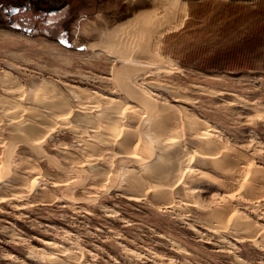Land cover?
I'll return each mask as SVG.
<instances>
[{"label":"rangeland","instance_id":"1","mask_svg":"<svg viewBox=\"0 0 264 264\" xmlns=\"http://www.w3.org/2000/svg\"><path fill=\"white\" fill-rule=\"evenodd\" d=\"M65 1L60 22L38 34L18 17L8 24L0 3V162L10 165L0 264H264V0ZM140 5L164 9L161 21L145 36L137 21L132 33L122 27L136 40L122 64L98 34ZM224 57L227 66L206 69ZM43 81L59 103L32 96ZM123 103L139 117L126 115L128 133L109 138ZM21 125L38 131L24 136ZM145 128L156 140L147 154ZM171 134L183 140L174 151ZM124 165L135 173L121 175ZM198 179L210 182L189 185Z\"/></svg>","mask_w":264,"mask_h":264},{"label":"bare ground","instance_id":"2","mask_svg":"<svg viewBox=\"0 0 264 264\" xmlns=\"http://www.w3.org/2000/svg\"><path fill=\"white\" fill-rule=\"evenodd\" d=\"M171 3V2H170ZM157 8V9H156ZM134 10H135V12H134ZM164 9H162L161 7H155V6H153V5H140V6H137L135 9H133V11L132 12H128L129 14L128 15H126V16H124L123 17V21H121V25H119L118 26V28H117V30L115 31L114 29V32H113V34H111V33H106V34H98V35H100V37H99V39H101V41L104 43L103 45H101V47H104V48H106L108 45H110V46H116V48H118L119 49V52L118 51H116V53H117V57H115L114 56V54H112V53H115V51L114 52H111V54H109L108 56H110L111 58H113V57H115L118 61H120V62H122V64H129V60L128 59H130V61H131V58H129L130 56L129 55H131V54H124V55H121V52L122 51H127L128 52V50H132L133 52H134V48H135V46L136 45H132V43L130 42V40L133 42V43H135V41L133 40V39H135L132 35L131 36H129V37H125V36H123L122 34H125L124 32H123V30H122V27L123 28H126L127 29V34H129V33H132L131 31L132 30H135V29H133V28H135V26H137L136 24L134 25L133 23L135 22V23H139L138 25L142 28V30L144 31V36H145V32L147 33V32H150V31H153L157 26H158V23H159V21H161V15H162V11H163ZM137 21V22H136ZM120 24V23H119ZM109 26V25H108ZM117 27V26H116ZM137 29V28H136ZM137 31V30H136ZM97 32V31H96ZM111 32V31H110ZM126 32V31H125ZM7 33V32H6ZM100 33V32H99ZM122 33V34H121ZM134 33V32H133ZM140 33V32H139ZM118 34H119V36H118ZM115 35V36H114ZM126 35V34H125ZM137 36V35H136ZM141 37V36H140ZM95 38H97V37H95ZM137 38V37H136ZM139 38V37H138ZM99 42V44H100V41H98V39H97V43ZM93 43H96V42H93ZM130 43V44H129ZM141 44V43H140ZM90 45H92V44H90ZM146 45V44H145ZM96 48H95V50H99V49H101V47L100 46H98L97 47V45H94ZM142 46V48H144L143 47V45H141ZM93 47V46H92ZM107 49V48H106ZM113 49V48H112ZM141 50V49H140ZM145 50H146V47H145ZM105 51V50H104ZM131 51V52H132ZM105 52H107V51H105ZM108 53V52H107ZM136 54V53H135ZM152 56V55H151ZM131 57H132V55H131ZM137 57H138V55H137ZM136 57V58H137ZM155 57V56H154ZM114 58V59H115ZM135 58V57H134ZM140 58V57H139ZM158 59V58H157ZM161 59V58H160ZM138 60H140V59H138ZM137 63V62H136ZM136 63H135V65H136ZM148 63V62H147ZM139 64H141V63H139ZM134 66V65H133ZM140 66V65H139ZM154 66V65H153ZM152 66V67H153ZM154 68V67H153ZM129 70V69H128ZM134 70V69H133ZM140 70V69H139ZM138 71V70H137ZM140 72H141V70H140ZM7 76V78H8V80L10 81L11 80V82H12V77H11V75H6ZM125 86H127V85H125ZM56 91H58L57 90V87L56 86H54V85H51V83H49L48 81H43L42 83H41V85H39V87H35V89H32V96L35 98V99H37V101H43V102H45V104L47 103L48 105L49 104H57V103H59V101H60V98L58 97V95H56ZM56 92V93H55ZM130 98V97H129ZM102 100H106V101H108L109 102V104H112V105H115V104H118V103H116V101H118L117 99H115V98H112V97H107V96H105V97H103V99ZM130 101L131 102H134V103H137L136 102V100H134V99H130ZM44 104V105H45ZM37 105H41V104H37ZM121 105V104H120ZM35 106H36V104H35ZM41 106H43V104L41 105ZM46 106V105H45ZM51 106V105H50ZM50 106H48V107H50ZM57 106H60V104L59 105H57ZM122 106H123V109H122V112H121V115H119V119H118V121H116V122H114V123H112L111 125H112V127L110 128L111 129V134H110V137L109 138H112L113 136L115 137H117V136H120V140H121V138L123 137H121V135H126V133H128V131L130 130V128L131 127H129L127 124H126V122H125V116L126 115H129V116H131L132 118H135V117H139V111L137 110L136 111V109H132V105H130L129 103H123L122 104ZM7 107V106H6ZM10 107V106H9ZM12 107V106H11ZM16 107H18V109H20L19 108V106H16ZM39 107V106H38ZM52 107H54V105H52L51 106V108ZM142 107V106H141ZM2 109H3V107H1ZM35 108V107H34ZM47 108V107H46ZM134 108H136V107H134ZM4 109H6V108H4ZM11 109V108H10ZM15 109V108H14ZM17 109V108H16ZM17 109V110H18ZM17 110H16V113L18 114V112H17ZM32 110V109H31ZM36 110H38V109H36ZM35 109H34V111H35V113H33L32 111V113L33 114H35V116H37V114H36V111ZM52 110H54V108L52 109ZM51 110V111H52ZM55 110H57V108L55 109ZM54 110V111H55ZM13 111V110H12ZM24 111V110H23ZM22 111V112H23ZM58 112H60L61 111V107H60V111L59 110H57ZM65 111V110H64ZM63 111V112H64ZM56 112V111H55ZM158 112H160V110L158 109L157 110V114L156 115H159V113ZM11 113V112H10ZM10 113H8V115H10ZM13 113H15V111L13 112ZM13 113H12V115H13ZM16 113H15V115H16ZM38 113H39V111H38ZM156 113V112H155ZM51 114V113H50ZM113 114V113H112ZM19 115V114H18ZM39 115V114H38ZM49 115V114H48ZM6 116H7V114H6ZM34 116V117H35ZM40 116V115H39ZM58 116V115H57ZM9 117V116H8ZM15 117V116H14ZM12 118V119H15V118ZM16 117H17V115H16ZM22 117V116H21ZM30 117H33L32 116V114H31V116ZM34 117H33V119H34ZM83 117V116H82ZM11 118V117H10ZM54 118V117H53ZM60 118V117H59ZM18 119V118H17ZM24 119H25V117H24ZM26 120H28V119H25V121ZM34 120H36V118L34 119ZM38 120V119H37ZM36 120V121H37ZM40 120H42V119H40ZM45 120H47V119H45ZM44 120V121H45ZM62 120V119H61ZM68 121L70 120V119H67ZM8 121V120H7ZM15 121V120H14ZM44 121L42 122L41 121V123L43 124L44 123ZM87 121V120H86ZM13 122V121H12ZM16 122V121H15ZM14 122V123H15ZM19 122V121H18ZM21 122V121H20ZM24 122V121H23ZM27 122V121H26ZM30 122V121H29ZM38 122V121H37ZM40 122V121H39ZM38 122V123H39ZM46 122V121H45ZM66 122V121H65ZM70 122V121H69ZM89 122V121H88ZM36 123V122H35ZM34 123V124H35ZM67 123V122H66ZM65 123V124H66ZM85 123V122H84ZM91 123V122H90ZM95 123V122H94ZM21 124H22V122H21ZM25 124H28V123H25ZM32 124V123H31ZM30 123L28 124V125H31ZM45 124V123H44ZM89 124V123H88ZM20 125V124H19ZM38 125H40V123L38 124ZM46 125H49V124H47L46 123ZM110 125V126H111ZM14 126H16V128H17V125L15 124ZM14 126H13V128L12 129H14ZM21 126H23V128H25L26 129V132H27V130L29 131V132H31V130H30V128L32 129H35L36 127H37V124H36V127L34 128V126L32 125L31 127H27V125L26 126H24V125H21ZM43 126L44 125H41V127L43 128ZM108 126V125H107ZM39 127V126H38ZM41 127H39V133H40V129H41ZM15 128V129H16ZM23 128L21 129L22 131H24L23 130ZM14 129V130H15ZM44 129V128H43ZM42 129V130H43ZM13 130V131H14ZM79 130H80V127H79ZM78 130V132H80ZM103 130V129H102ZM155 129H153V131H154ZM194 130H195V128H194ZM33 132H35V131H38L37 129H35V131L34 130H32ZM106 131V130H105ZM183 131V130H182ZM17 132V131H16ZM42 132H44V131H42ZM81 132H82V130H81ZM80 132V133H81ZM144 132H145V134L148 136V141H149V143H148V141H147V146L145 147V150H144V153L145 154H147V153H149L150 152V150H152L155 146H156V140H155V136H153V135H151V133H149V130L148 129H146L145 128V130H144ZM152 132V131H151ZM193 132V131H192ZM32 133V132H31ZM36 133V132H35ZM30 134V133H29ZM33 135H34V133H32ZM38 134V133H37ZM41 134H44V133H41ZM97 134V133H96ZM99 135H100V133H98ZM153 134V133H152ZM173 134H175V133H173ZM178 134V133H177ZM204 134V133H203ZM1 135V134H0ZM13 135V134H12ZM32 135V136H33ZM172 135V134H171ZM192 135V134H191ZM20 136V135H19ZM24 136H29L28 135V132H27V134L25 135V133H24ZM36 136V135H35ZM39 136V135H38ZM161 136H163V135H161ZM173 137H170V139H169V143L168 144H166V145H169V147L174 151L175 149H177L176 148V146L177 145H179V144H181V140H182V138H180L179 136H181V135H179V136H177V135H172ZM183 136V135H182ZM190 136V135H189ZM211 135L210 134H207V135H205L204 134V136H202L203 137V140H204V142H208V143H210V142H212V140L211 139H209V137H210ZM1 137H2V135H1ZM29 137H31V136H29ZM29 137L28 138H26V139H28L29 140ZM92 137H93V135H92ZM113 137V138H114ZM18 138V137H17ZM20 138H21V136H20ZM20 138H18V139H20ZM22 138H23V136H22ZM21 138V139H22ZM94 138V137H93ZM109 138H108V140H109ZM163 138V137H162ZM162 138H161V140H162ZM186 138H188V136L186 137ZM16 139V138H15ZM115 139V138H114ZM23 140H25V138H23ZM106 140V139H105ZM111 140V139H110ZM113 140V139H112ZM126 140V139H125ZM194 141L193 140V138L192 137H190L189 138V141ZM104 141V140H103ZM127 141V140H126ZM140 142H141V139L139 140ZM183 141V140H182ZM42 142V141H41ZM106 143H107V141H105ZM124 142V141H123ZM140 142H136V147L137 148H139L140 147ZM27 143V142H26ZM39 144V143H38ZM43 144V143H42ZM128 144V143H127ZM126 145V144H125ZM102 146H103V144H102ZM6 147V146H5ZM169 147H167V148H169ZM202 147V146H201ZM201 147H199V152L201 153V154H203L204 153V151L205 150H203L204 148L202 147V149H201ZM124 148H126L127 149V147H124ZM130 148V147H129ZM142 148V147H141ZM206 148H207V146H206ZM16 149V148H15ZM126 149H124V150H126ZM4 150V149H3ZM98 150V149H97ZM154 150V149H153ZM133 151V150H132ZM192 151V150H191ZM17 153V152H16ZM60 153V152H59ZM185 153V152H184ZM183 153V154H184ZM188 153V152H187ZM137 154H139L138 152L136 153H134V155L132 156V158H134V159H138L140 156H138ZM151 154V153H150ZM155 154V153H154ZM205 154V153H204ZM12 155V154H11ZM19 156H20V154H18ZM206 155V154H205ZM16 156V155H15ZM25 156V155H24ZM126 156V155H125ZM155 156V155H154ZM209 155H207L206 157H208ZM128 157H130V156H128ZM193 157V154L192 153H189V155H187V157L186 158H184L182 161H183V163H184V161H186V164H188V165H190L191 164V161H192V158ZM202 157V156H201ZM15 158V157H14ZM20 158V157H19ZM21 158H22V155H21ZM24 158H26V157H24ZM24 158H23V160H24ZM153 158V157H152ZM183 158V157H182ZM203 158V157H202ZM209 158V157H208ZM208 158H206V159H208ZM13 159V158H12ZM30 159V158H29ZM46 159V158H45ZM158 159V158H157ZM186 159V160H185ZM21 160V159H20ZM159 160H160V158H159ZM4 160H2L1 162H0V182L2 181L3 182V180H5V174H4V172L5 171H3L4 169H8L9 168V166L10 165H5L4 163L6 162H3ZM11 160H9L8 161V163L7 164H9V162H10ZM13 161V160H12ZM15 161V160H14ZM19 161V160H18ZM34 161V160H33ZM23 162V161H22ZM26 162V161H25ZM27 162H29V161H27ZM26 162V163H27ZM36 162V161H35ZM19 163H21V162H19ZM132 163V162H131ZM155 164H157V163H161V162H159V161H157V160H155V162H154ZM30 164V163H29ZM37 164H39V163H37ZM13 165V164H12ZM11 165V166H12ZM23 164L21 163L20 164V166H22ZM151 165V162H145L144 161V163L140 166V171H142L143 173H146V172H148V171H150V169H151V167L152 166H150ZM14 166H16V165H14ZM17 166H18V164H17ZM16 166V167H17ZM80 166V165H79ZM120 166V165H119ZM27 167H29V165L27 166ZM20 168V167H19ZM57 168V167H56ZM24 169V168H23ZM120 169V168H119ZM154 169V168H153ZM9 170H11V168L9 169ZM19 170H21V169H19ZM55 170V169H54ZM138 170V169H137ZM134 170H133V168L130 166V165H124V166H122L121 167V169H120V174L121 175H127V174H130L131 172H133ZM7 172H8V175L10 174V171H8L7 170ZM23 172V171H22ZM37 172V171H36ZM35 172V173H36ZM119 172V171H118ZM28 173V175H29V172H27ZM30 173H32V172H30ZM134 173H135V171H134ZM7 174V173H6ZM119 174V175H120ZM142 174V173H141ZM7 175V177H9ZM36 175V174H35ZM134 175V174H133ZM136 175H137V173H136ZM130 176H131V174H130ZM130 176H128V177H130ZM119 177V176H118ZM117 177V178H118ZM128 177H126L127 179H128ZM35 178V177H34ZM34 178H31L28 182H29V186H31V187H36L37 185H38V183H37V181H36V179H34ZM152 178V177H151ZM154 178V177H153ZM7 179V178H6ZM200 179V178H199ZM196 180V181H190L189 182V185H191V184H194V182H200V183H209L210 182V180ZM110 180V179H109ZM119 180V179H118ZM125 180V179H124ZM126 181V180H125ZM127 182V181H126ZM132 182V181H131ZM161 182L163 183V181L161 180ZM215 184V183H214ZM129 185V184H128ZM28 186V187H29ZM129 186H131V185H129ZM92 187V186H91ZM179 187V186H178ZM22 188V187H21ZM85 188V187H84ZM126 189V188H125ZM30 190H31V188H30ZM84 190V189H83ZM88 190V189H87ZM133 191H135V190H133ZM22 192V191H21ZM131 192V191H130ZM136 192V191H135ZM19 193V192H18ZM95 193V192H94ZM130 194V193H129ZM22 195V194H21ZM133 195H134V192H133ZM101 196V195H100ZM8 197V196H7ZM18 197V196H17ZM3 198V197H2ZM12 198V197H11ZM19 198V197H18ZM14 199V198H13ZM3 200V199H2ZM16 200V199H15ZM60 200L61 201H64V202H74V199H71V198H69V197H67V196H61V198H60ZM60 200H59V202H60ZM2 203V202H1ZM73 204V203H72ZM237 214H239V213H237ZM256 225H258V224H256ZM43 242V241H42ZM49 242V241H48ZM238 260V259H237ZM240 260V259H239Z\"/></svg>","mask_w":264,"mask_h":264},{"label":"flooded vegetation","instance_id":"3","mask_svg":"<svg viewBox=\"0 0 264 264\" xmlns=\"http://www.w3.org/2000/svg\"><path fill=\"white\" fill-rule=\"evenodd\" d=\"M66 2L65 0L60 2L57 0H19L10 7H4L2 0L1 5L4 7L8 24H12L15 17H18L17 22L23 24V31L38 34V30L42 27H52L60 22L59 17L66 7ZM10 11L16 12L9 15Z\"/></svg>","mask_w":264,"mask_h":264},{"label":"trees","instance_id":"4","mask_svg":"<svg viewBox=\"0 0 264 264\" xmlns=\"http://www.w3.org/2000/svg\"><path fill=\"white\" fill-rule=\"evenodd\" d=\"M1 2H2V0L0 1V3H1ZM229 54H231V53H229ZM231 55H232V54H231ZM231 55H229V56H231ZM227 61H229V58H228V59H225V57H224L223 60H221L220 62H218L219 66L215 65V62H213V63L209 64V66H207L206 69H217V68L221 67L220 65L227 66V65H226V62H227Z\"/></svg>","mask_w":264,"mask_h":264},{"label":"water","instance_id":"5","mask_svg":"<svg viewBox=\"0 0 264 264\" xmlns=\"http://www.w3.org/2000/svg\"><path fill=\"white\" fill-rule=\"evenodd\" d=\"M246 1H248V0H246ZM14 12H16V11H14ZM14 12H13V11H10V12H9V15H13Z\"/></svg>","mask_w":264,"mask_h":264}]
</instances>
